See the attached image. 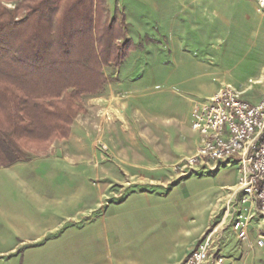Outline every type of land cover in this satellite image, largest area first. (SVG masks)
<instances>
[{
    "label": "rangeland",
    "instance_id": "obj_1",
    "mask_svg": "<svg viewBox=\"0 0 264 264\" xmlns=\"http://www.w3.org/2000/svg\"><path fill=\"white\" fill-rule=\"evenodd\" d=\"M106 1L110 16L123 20L135 47L120 67L105 68L108 82L101 93L84 96L70 136L51 141L46 151H30L27 161L50 156L78 167L74 181L103 186L110 197L86 204L96 207L97 219L110 223V233L85 253L74 245L78 236L66 234L56 242L57 252L49 248L50 237L30 246L33 237L22 217L26 209L14 190L17 179L2 171L9 166L0 165V214L10 210L21 225L12 244L4 247L1 238L0 264H68L70 247L76 249L71 255L76 264H181L215 227L224 234L225 264H264V247L256 246V227L261 225L264 233V216L257 211L251 219L248 240L233 230L235 216L227 211L235 190L217 185L227 166L217 174L206 163L191 166L187 160L200 144L191 128L192 106L204 101L210 89L232 85L250 101L262 97L264 82L255 81L264 74V24L191 32L185 36L190 55L175 61L166 24L150 0ZM41 174L43 182L54 180L47 171Z\"/></svg>",
    "mask_w": 264,
    "mask_h": 264
},
{
    "label": "trees",
    "instance_id": "obj_2",
    "mask_svg": "<svg viewBox=\"0 0 264 264\" xmlns=\"http://www.w3.org/2000/svg\"><path fill=\"white\" fill-rule=\"evenodd\" d=\"M134 47L106 0H0V165L68 138Z\"/></svg>",
    "mask_w": 264,
    "mask_h": 264
},
{
    "label": "crops",
    "instance_id": "obj_3",
    "mask_svg": "<svg viewBox=\"0 0 264 264\" xmlns=\"http://www.w3.org/2000/svg\"><path fill=\"white\" fill-rule=\"evenodd\" d=\"M150 1L157 13L160 14L163 24H166L164 29L168 32L169 52L175 61H183L182 58L190 55L185 45V36L191 32L196 33L209 29L238 31L264 24V12L259 10V5L255 0ZM138 2L140 1L138 0ZM167 2L168 6L165 4ZM185 59L187 62L199 63L201 61L194 58ZM255 82H264V74H261ZM215 89L209 90L207 98L213 96L210 94L218 92V89ZM206 164V168L216 170L217 174L220 172L221 165L216 166L211 162ZM223 166H227L228 170L223 172L225 178L217 184L218 187L236 190L238 181L237 161L223 164ZM2 171L11 172L13 178L17 179L18 183L14 190L18 191L19 199L17 202L26 209V214L22 217H25V222L29 224V232L33 237L30 246L39 243L45 237H50L52 243L49 248L53 249L54 253L58 250V243L56 242H59L58 240L66 234L68 237L78 236L80 240H74V245L79 244L78 246L85 253L89 244L96 243L97 238H106L107 233H110V223L105 218L99 217L97 219L96 207L86 204L89 202L101 203L110 195L101 185L96 187V184L92 182L74 181V174H77L76 177L79 174L78 167L66 166L53 157L45 155L31 161L18 162ZM43 171L52 175L54 180L43 182L41 176ZM230 195L229 201L235 197V191ZM6 211L5 215L1 216L0 214V241L3 240L2 245L4 247L7 244H12L17 235L16 232L21 230L20 222L14 220L10 210ZM13 249L15 247L9 251ZM4 251L5 249L0 250V253H4ZM77 251L79 252V249ZM65 252L70 253V261L72 260L68 264H76L73 263L71 256L76 252V249L73 250L70 247Z\"/></svg>",
    "mask_w": 264,
    "mask_h": 264
},
{
    "label": "built area",
    "instance_id": "obj_4",
    "mask_svg": "<svg viewBox=\"0 0 264 264\" xmlns=\"http://www.w3.org/2000/svg\"><path fill=\"white\" fill-rule=\"evenodd\" d=\"M264 12V0H255ZM243 91L223 85L216 94L196 102L192 129L200 144L188 164L225 165L237 161L235 197L228 202L234 217L233 230L242 240L250 239L251 219L257 211L264 216V93L256 103ZM258 229L257 247H264V233ZM224 234L218 227L209 231L190 249L181 264H225Z\"/></svg>",
    "mask_w": 264,
    "mask_h": 264
}]
</instances>
